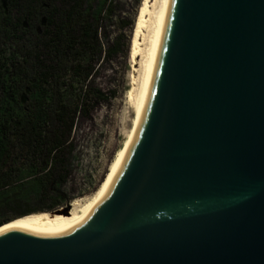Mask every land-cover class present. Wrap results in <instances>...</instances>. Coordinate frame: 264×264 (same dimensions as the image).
Returning <instances> with one entry per match:
<instances>
[{
	"label": "water",
	"instance_id": "obj_1",
	"mask_svg": "<svg viewBox=\"0 0 264 264\" xmlns=\"http://www.w3.org/2000/svg\"><path fill=\"white\" fill-rule=\"evenodd\" d=\"M0 264H264V0H145L110 170Z\"/></svg>",
	"mask_w": 264,
	"mask_h": 264
},
{
	"label": "trees",
	"instance_id": "obj_2",
	"mask_svg": "<svg viewBox=\"0 0 264 264\" xmlns=\"http://www.w3.org/2000/svg\"><path fill=\"white\" fill-rule=\"evenodd\" d=\"M119 5L0 0V226L68 209L74 130L107 101L99 69L129 59L126 35L109 34Z\"/></svg>",
	"mask_w": 264,
	"mask_h": 264
},
{
	"label": "rangeland",
	"instance_id": "obj_3",
	"mask_svg": "<svg viewBox=\"0 0 264 264\" xmlns=\"http://www.w3.org/2000/svg\"><path fill=\"white\" fill-rule=\"evenodd\" d=\"M118 1L117 18L111 24L109 34L115 38L124 33L130 44L141 0ZM125 24L128 27H124ZM128 61V57L117 58L105 62L99 69L95 84L106 94L107 101L74 130L73 175L66 185L70 204L91 195L112 166L123 132Z\"/></svg>",
	"mask_w": 264,
	"mask_h": 264
},
{
	"label": "bare ground",
	"instance_id": "obj_4",
	"mask_svg": "<svg viewBox=\"0 0 264 264\" xmlns=\"http://www.w3.org/2000/svg\"><path fill=\"white\" fill-rule=\"evenodd\" d=\"M144 1H145V0H142V1H141V4H140V6H139L138 13H137V16H136L135 25H134V29H135V26H136V24H137V21H138V18H139L140 12H141V10H142V7H143V4H144ZM133 34H134V30H133ZM133 34H132V38H133ZM132 38H131V43H132ZM131 43H130V48H131ZM129 53H130V49H129ZM114 158H115V157H114ZM94 193H95V192H94ZM78 200H80V199L74 200V201H72L71 203H73V202H75V201H78ZM51 213H52V212H51ZM38 214H47V213L31 214V215H28V216H24V217L18 218V219H16V220H13V221H11V222H9V223H7V224L1 226V227H0V231L5 230V229H7V228H9V227H11V226H14V225L18 224V223L20 222V220H23V219H26V218H28V217H31V216H34V215H38Z\"/></svg>",
	"mask_w": 264,
	"mask_h": 264
}]
</instances>
